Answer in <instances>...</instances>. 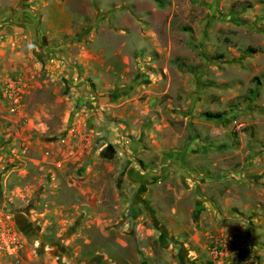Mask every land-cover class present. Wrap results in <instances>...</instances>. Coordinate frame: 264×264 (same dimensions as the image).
I'll list each match as a JSON object with an SVG mask.
<instances>
[{
	"label": "rangeland",
	"instance_id": "rangeland-1",
	"mask_svg": "<svg viewBox=\"0 0 264 264\" xmlns=\"http://www.w3.org/2000/svg\"><path fill=\"white\" fill-rule=\"evenodd\" d=\"M0 264H264V0H0Z\"/></svg>",
	"mask_w": 264,
	"mask_h": 264
},
{
	"label": "crops",
	"instance_id": "crops-1",
	"mask_svg": "<svg viewBox=\"0 0 264 264\" xmlns=\"http://www.w3.org/2000/svg\"><path fill=\"white\" fill-rule=\"evenodd\" d=\"M138 168L136 165H133V164H130L127 166V169H126V175L129 174V175H132V176H136V174H139L138 172Z\"/></svg>",
	"mask_w": 264,
	"mask_h": 264
},
{
	"label": "trees",
	"instance_id": "trees-1",
	"mask_svg": "<svg viewBox=\"0 0 264 264\" xmlns=\"http://www.w3.org/2000/svg\"><path fill=\"white\" fill-rule=\"evenodd\" d=\"M205 117L208 119H214L216 116H214L213 114H207L205 115Z\"/></svg>",
	"mask_w": 264,
	"mask_h": 264
}]
</instances>
